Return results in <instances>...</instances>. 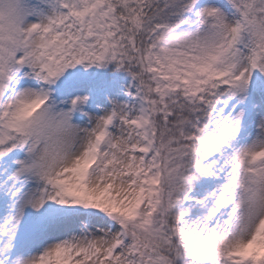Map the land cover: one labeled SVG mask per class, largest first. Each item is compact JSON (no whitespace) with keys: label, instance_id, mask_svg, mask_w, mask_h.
<instances>
[{"label":"snow or ice","instance_id":"snow-or-ice-1","mask_svg":"<svg viewBox=\"0 0 264 264\" xmlns=\"http://www.w3.org/2000/svg\"><path fill=\"white\" fill-rule=\"evenodd\" d=\"M0 264H264V0H0Z\"/></svg>","mask_w":264,"mask_h":264},{"label":"rangeland","instance_id":"rangeland-1","mask_svg":"<svg viewBox=\"0 0 264 264\" xmlns=\"http://www.w3.org/2000/svg\"><path fill=\"white\" fill-rule=\"evenodd\" d=\"M115 68L110 66L109 69ZM106 69H85L82 66H78L76 69H70L66 73V77L71 79H79L87 82H91L97 85L101 91L98 93L95 103H94V112L96 114H102L100 111L103 108H109L111 105L108 103V98L112 99H125L123 94V89L127 87L129 80H124L119 83H111V80L104 77ZM119 93V95H117ZM86 119V118H85Z\"/></svg>","mask_w":264,"mask_h":264},{"label":"trees","instance_id":"trees-1","mask_svg":"<svg viewBox=\"0 0 264 264\" xmlns=\"http://www.w3.org/2000/svg\"><path fill=\"white\" fill-rule=\"evenodd\" d=\"M103 76L110 79L111 83H113V82L119 83V82L124 81V80H129V77L127 76L126 73L116 71L115 68H113V69L107 68L105 70V73L103 74Z\"/></svg>","mask_w":264,"mask_h":264}]
</instances>
